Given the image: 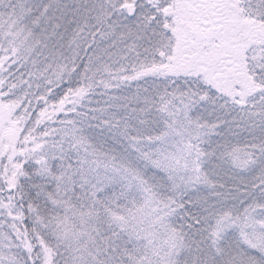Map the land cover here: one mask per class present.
I'll list each match as a JSON object with an SVG mask.
<instances>
[{
  "label": "snow or ice",
  "instance_id": "1",
  "mask_svg": "<svg viewBox=\"0 0 264 264\" xmlns=\"http://www.w3.org/2000/svg\"><path fill=\"white\" fill-rule=\"evenodd\" d=\"M0 264H264V0H0Z\"/></svg>",
  "mask_w": 264,
  "mask_h": 264
}]
</instances>
